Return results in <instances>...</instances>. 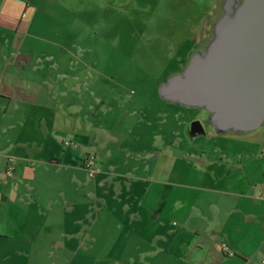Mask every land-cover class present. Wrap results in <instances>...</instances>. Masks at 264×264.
Returning a JSON list of instances; mask_svg holds the SVG:
<instances>
[{"label":"crops","instance_id":"obj_1","mask_svg":"<svg viewBox=\"0 0 264 264\" xmlns=\"http://www.w3.org/2000/svg\"><path fill=\"white\" fill-rule=\"evenodd\" d=\"M74 1L0 0V159L4 161L0 200H15L20 179L25 182L24 176L14 171L6 175L8 157L14 158L15 169L16 161L58 162L45 148L52 146L53 139L59 138L63 144L66 139L71 141L66 145L73 144V152L66 153L65 159L78 162L70 172L71 179L81 176L77 167L83 168L86 152L95 154L99 168L92 184L79 176L82 187L68 192L71 199L56 204L53 217H59L61 211V218L55 220L60 222L59 233L64 236L60 252L66 259L82 250L88 254L83 252L80 258H91L93 264H264V138H224V155L219 157L189 154L190 174L222 181L224 187L202 185L200 190L176 193L168 186L166 190L157 186L162 180L158 176L154 186H127L124 179L137 176L135 171L145 173L151 169L141 159L157 153V149L153 142L143 141L137 126L125 130L127 136H132L126 146L112 145L124 135L112 136V126L122 125L126 116L137 113L107 107L103 102L117 97L114 93L111 96V91L99 92L104 88L97 87L104 86L99 84L101 76H86L83 31L71 26L75 19L79 26L82 6L81 0L78 4ZM216 17L210 16V32ZM203 20L207 17L198 26ZM70 27L76 31L71 32ZM165 78L156 85L161 99L157 87ZM94 89L98 93H93ZM102 116L108 119V129L103 120L98 122ZM105 140L108 148H104ZM173 152L172 158L181 156ZM116 168L125 173L114 172ZM171 172L181 173V164ZM74 194H78L77 199L72 198ZM74 208L80 212L76 218L63 211ZM100 221L106 223L103 231L97 229ZM63 224L77 229L63 230ZM9 227L4 235L0 234V264L9 257L5 251H52V246L49 251L37 246L35 237H21L31 240L30 246L21 247L19 236L11 229L13 221ZM71 238L75 239L73 250L65 244ZM222 240L231 245L233 255L221 248Z\"/></svg>","mask_w":264,"mask_h":264},{"label":"rangeland","instance_id":"obj_2","mask_svg":"<svg viewBox=\"0 0 264 264\" xmlns=\"http://www.w3.org/2000/svg\"><path fill=\"white\" fill-rule=\"evenodd\" d=\"M219 2L220 0H81L82 12L78 14L80 17L77 20L79 26L75 22L76 19L71 26L74 25L77 30L83 31L81 43L84 45L82 53L86 63V76H101L99 84L104 86L97 87L105 89L99 88V92L105 91L108 94V91H111V96L114 93L117 97L103 102L107 107L137 113V117L126 116L122 125L110 127L112 136L114 133L120 135L124 132V135L119 137V142L112 145L126 146L132 136L130 133L127 136L125 130L137 126L139 128L136 129L144 135L143 141L153 142L152 146L157 149V153L161 150L159 154L151 153L141 159L146 161L151 169L145 173L135 171L137 176L124 179L127 186H154L158 176L162 180L157 186L163 189L168 186L176 193H184L189 189L200 190L202 185L224 187L222 181L202 179L190 174L187 160L192 159L189 154L206 153L210 154V157H219L224 155V138L231 141L264 138V121L258 128L250 131L230 130L225 134L214 128L204 107L167 101L157 95V83L169 72L181 70L191 52L200 48L210 36V16L216 17L222 12ZM211 7L212 11L209 13ZM205 17L207 20H203L198 26L199 21ZM70 29L71 32L76 31L71 27ZM92 92L98 93V89ZM135 101L137 104H134ZM103 118L104 116L98 117V122ZM137 118L141 120L140 123L136 122ZM194 119H200L202 122L205 130L203 133H191L190 123ZM103 122L108 129V119ZM65 141L66 139L64 145L59 138L53 139L52 146L45 148L53 155L51 158H58V162L16 161L17 169L14 174L24 176L25 182L22 178L19 182L25 184L19 183L15 200L10 203L0 200L1 235L10 229V222L13 221L14 228L11 229L13 235L19 236L21 247L30 246L29 243L35 237L37 246L47 248L48 251L52 246V251L47 254L26 250H21L20 254L5 251L9 257L6 256L3 264H93L91 258H80L83 252L88 254V251L79 250L68 259L60 252L64 236L59 233L58 220L61 218V211L58 212L59 217H53L58 207L56 204L71 199L68 192L81 188L83 180L92 184L94 177L78 166L81 176L77 175V180L70 178L73 165H78V162L65 159L66 153L73 152V147H70L73 144L66 145ZM96 144L98 142L94 145ZM108 144V140H105L104 148H108ZM81 145L85 146L83 143ZM173 150L175 155L181 156L172 158ZM124 153L125 150H122L123 155ZM123 160L127 163V159ZM3 162L0 159V170L4 166ZM124 163H121L122 167ZM179 164L181 173L173 174L171 169ZM192 164L195 165L194 162ZM117 169L114 172L125 173ZM150 174H153V177H149ZM77 197L78 194L72 195V198ZM63 211L70 218L80 215L76 208ZM97 226V229L102 231L106 229V223L103 221ZM62 229L75 231L77 228L63 224ZM93 230L92 227L91 235ZM65 244L69 250H73L75 239L71 238L69 242L65 241Z\"/></svg>","mask_w":264,"mask_h":264},{"label":"water","instance_id":"obj_3","mask_svg":"<svg viewBox=\"0 0 264 264\" xmlns=\"http://www.w3.org/2000/svg\"><path fill=\"white\" fill-rule=\"evenodd\" d=\"M203 49L159 83V95L204 107L217 131H250L264 121V0H223ZM191 133H203L200 119Z\"/></svg>","mask_w":264,"mask_h":264},{"label":"built area","instance_id":"obj_4","mask_svg":"<svg viewBox=\"0 0 264 264\" xmlns=\"http://www.w3.org/2000/svg\"><path fill=\"white\" fill-rule=\"evenodd\" d=\"M65 143L69 144V143H71V141L66 140ZM13 160H14V158L12 156L8 157V162L5 166L6 175L13 174V171L15 169L14 165H13ZM83 166H84V168L87 171V174L89 176H94L95 173L98 171L99 168L96 164V158H95V154L93 152H86L84 154ZM263 185H264V182H263ZM220 245H221V248L223 250H225L227 254L233 255L235 253V251L233 250V248L231 247V245L227 241L222 240L220 242Z\"/></svg>","mask_w":264,"mask_h":264},{"label":"flooded vegetation","instance_id":"obj_5","mask_svg":"<svg viewBox=\"0 0 264 264\" xmlns=\"http://www.w3.org/2000/svg\"><path fill=\"white\" fill-rule=\"evenodd\" d=\"M221 13H222V12H221ZM218 16H219V15H218ZM203 47H204V43L200 46V48L203 49ZM203 50H204V49H203Z\"/></svg>","mask_w":264,"mask_h":264},{"label":"trees","instance_id":"obj_6","mask_svg":"<svg viewBox=\"0 0 264 264\" xmlns=\"http://www.w3.org/2000/svg\"><path fill=\"white\" fill-rule=\"evenodd\" d=\"M186 61H187V60H186ZM178 71H179V70H178ZM165 77H167V76H165ZM165 77H164V78H165ZM164 78H162V79H164ZM82 165H83V163H82ZM82 167H83V169H85L84 166H82Z\"/></svg>","mask_w":264,"mask_h":264}]
</instances>
